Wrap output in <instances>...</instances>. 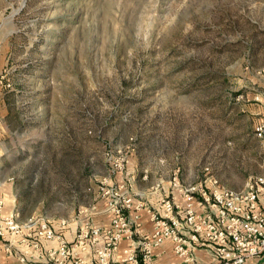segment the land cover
I'll return each instance as SVG.
<instances>
[{
  "label": "rangeland",
  "instance_id": "rangeland-1",
  "mask_svg": "<svg viewBox=\"0 0 264 264\" xmlns=\"http://www.w3.org/2000/svg\"><path fill=\"white\" fill-rule=\"evenodd\" d=\"M259 178L264 0H0V184L19 225L102 226L124 191L157 212L178 183Z\"/></svg>",
  "mask_w": 264,
  "mask_h": 264
},
{
  "label": "built area",
  "instance_id": "built-area-1",
  "mask_svg": "<svg viewBox=\"0 0 264 264\" xmlns=\"http://www.w3.org/2000/svg\"><path fill=\"white\" fill-rule=\"evenodd\" d=\"M214 184L208 192L178 183L183 202L173 197L157 212L136 205L124 191L121 204L112 208L114 218L102 226L62 221L57 230L50 222L37 219L21 226L12 214L1 220L0 247L13 255L15 239L23 237L21 244L39 251L42 264H157V250L167 242L178 258L171 264H203L195 255L197 249L207 252L212 264H245L263 256L264 179L250 181L243 191L225 189L216 180ZM2 207L0 203V211ZM144 210L151 223L149 231L144 226ZM72 225L77 228L68 239L61 230ZM26 251L16 254L22 263L34 264Z\"/></svg>",
  "mask_w": 264,
  "mask_h": 264
},
{
  "label": "crops",
  "instance_id": "crops-1",
  "mask_svg": "<svg viewBox=\"0 0 264 264\" xmlns=\"http://www.w3.org/2000/svg\"><path fill=\"white\" fill-rule=\"evenodd\" d=\"M0 203H3L2 210L0 211V223L3 218H6L8 216H11L14 212H16L17 208V201L14 194V188L9 185H2L0 184ZM262 204L264 206V195L262 196ZM143 220H144V226L145 230L149 231L151 230V223L149 222V215L146 210L142 212ZM76 225V224H75ZM72 225L69 227V229H62L61 231L63 234L68 238L71 239L75 235L76 226ZM60 225H57V230H59ZM23 237L16 238L14 241V245L12 246L13 249V255L7 253L4 249L0 250V262L4 264H24L20 261L19 256H17L16 253L19 255H25L27 254V251L30 253V257H33L34 264H42V260L40 259L41 254L39 251H33L29 247L28 244L24 245L22 243ZM2 246V245H1ZM157 253L160 255V258H158L157 264H171L176 263L178 261V258L174 254L173 251V245L171 242H167L157 250ZM196 257L199 259V261L203 264H212L213 261L211 257L208 255L207 252H205L202 249H197L195 251ZM245 264H264V255L252 259L248 261Z\"/></svg>",
  "mask_w": 264,
  "mask_h": 264
}]
</instances>
